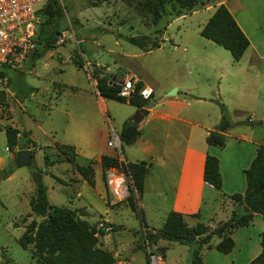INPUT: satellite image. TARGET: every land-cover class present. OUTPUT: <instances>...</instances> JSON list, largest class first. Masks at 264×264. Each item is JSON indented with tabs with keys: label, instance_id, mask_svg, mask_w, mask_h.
<instances>
[{
	"label": "rangeland",
	"instance_id": "1",
	"mask_svg": "<svg viewBox=\"0 0 264 264\" xmlns=\"http://www.w3.org/2000/svg\"><path fill=\"white\" fill-rule=\"evenodd\" d=\"M145 1L59 0V29L66 39L58 42L57 38L54 46L45 47L32 62L27 58L22 69L0 64V93H6L0 105V125L10 123L20 131L30 130L34 140L31 146L36 147L31 161L18 165L12 154L23 146V137L10 151L5 133L0 130V264L35 262L32 244L24 248L18 239L32 219L41 220L29 206L34 193L33 173L38 171L51 205L74 209L84 201L75 196L79 191L93 201L86 220L108 233L105 239L114 245L115 253L111 252L115 264H148L141 232L145 214L139 200L135 199V211L127 202L110 208L99 166L93 169L101 197L87 182L81 185L82 180L75 181V173L79 174L69 162L46 167L39 149L45 147L47 152L49 145H72L76 162L85 165L86 157L95 161L101 134L111 127L118 131L119 120L136 115L135 108L116 97H102L106 102L103 107L91 77L93 63L112 79L136 73L154 80L160 89L177 82L178 100L192 103L196 97L208 98L200 105L209 113L220 111V101L233 132L247 129L238 123L249 120L246 118L251 113L264 116V0H243L245 9L234 12L250 42L239 60L199 33L218 0H199L191 10L180 9L179 13V2L167 0L157 23L153 22L152 11L143 6ZM128 36L150 42L161 40L160 47L148 51L127 41ZM73 59L83 62L82 67L76 66ZM238 87L240 97L235 96ZM259 120L255 117L254 122ZM254 128L264 129V124H254ZM219 200L216 193L214 197L205 194L201 216L206 218ZM105 210L113 224L98 217ZM206 219L201 217L200 221L206 223ZM104 235L99 241L106 248ZM150 247L166 264H189L190 251L184 244L173 242L168 249L161 244Z\"/></svg>",
	"mask_w": 264,
	"mask_h": 264
},
{
	"label": "crops",
	"instance_id": "2",
	"mask_svg": "<svg viewBox=\"0 0 264 264\" xmlns=\"http://www.w3.org/2000/svg\"><path fill=\"white\" fill-rule=\"evenodd\" d=\"M220 3H223L229 9L237 24L244 32L243 27L239 24L234 14V12L241 13L245 9L244 1L218 0V4ZM254 52L258 55L255 50ZM255 73L258 74V72ZM135 75L139 77L142 85H147L152 89L150 97L140 107L146 109L147 112L137 122L139 135L133 143L126 145L125 149L122 147L120 154L115 149L107 146L106 142L109 132L106 131L104 135H100V141L96 145V152L93 156L96 161V165L93 168L95 166L100 167L101 185L106 192L107 198L106 204L110 208H116L118 205H123L126 202L130 179L122 172H118L116 182L111 186L107 185L106 170H103L100 165V157L102 155L118 156L126 162H146L148 171L145 174L143 191L138 200L145 214V216L143 215L142 225L147 230L155 231L161 227L169 211L183 214L189 226L201 222V217L207 218L204 224L208 225L210 229L227 220L233 211L242 212L244 210L243 205L233 200L231 196L235 193L242 195L245 191L244 171L254 158L257 146L264 144V129L254 128V124H257L254 122L255 117L262 120V126L264 124V116L254 112L251 113L246 119L254 122L252 126L239 122L238 124L245 125L247 129H239L235 132L229 130L225 134L226 139L223 146H212L206 142V137L209 131L216 128L221 112L213 111L209 113L203 109L200 104L208 98L196 97L192 103L178 100L177 94L180 87L177 82H170L167 86L160 89L154 80L145 76H139L136 73ZM172 89H176L177 91L174 95L175 97L169 94V91ZM184 89L190 91L188 88ZM96 92L98 94L97 90ZM239 92L240 88L238 87L235 91V96L240 97L241 94ZM183 93L186 94V92ZM98 97L104 105L106 103L104 98L99 94ZM16 102L18 103L17 100ZM149 102L152 104L146 106ZM125 103L129 104L128 102ZM131 106L136 110L138 109L134 105ZM103 107L105 108V105ZM127 120L133 121L132 118H122L118 122V131L113 128L117 134H119L122 124ZM7 125H10V123ZM7 125L1 124L0 126L4 127ZM27 131L29 132L27 139L31 141L29 145H33L34 140L30 134V130ZM31 148L35 150L36 147L31 146ZM47 148V152L45 151V147L39 148L42 149L43 156H48L49 163L46 164V167H51L61 162H68L64 160L63 155L59 153L54 144L47 146ZM73 149L75 151L74 147ZM207 154L214 155L218 159L221 176L220 189H215L203 179L204 163ZM86 158L88 162L91 159L89 157ZM54 159H58L59 161L51 164L50 162ZM75 176L76 182L82 180L81 185L86 182L80 175L78 176L75 173ZM93 177V191L97 195H100V190L97 189L96 175H93ZM215 193L219 196L220 200L212 207L205 218L201 216L205 194H211L214 197ZM75 196L79 199H84L82 204L74 209H81L85 213L81 217L86 219V216L89 214V207L93 205V201L88 197H83L81 191L76 192ZM105 213H107V210L99 213L98 217L103 218L109 224H113L114 222ZM263 229L264 221L262 215L254 213L247 225L235 228L232 231L231 237L234 241V246L231 251L224 254L215 249L214 245L219 241V238L213 236L210 240L211 246L205 245L201 249V264H250L261 252L260 233ZM107 236L108 233L103 236L106 248L114 251V245L111 244L110 246L107 244V239H105ZM158 244L168 249L173 245V242L160 240ZM164 262L166 264L165 259Z\"/></svg>",
	"mask_w": 264,
	"mask_h": 264
},
{
	"label": "trees",
	"instance_id": "3",
	"mask_svg": "<svg viewBox=\"0 0 264 264\" xmlns=\"http://www.w3.org/2000/svg\"><path fill=\"white\" fill-rule=\"evenodd\" d=\"M167 0H147L144 7L152 11L153 22L157 23L162 13L165 11ZM172 1V0H168ZM179 2L180 9L191 10L198 4L199 0H173ZM41 22L35 34L36 48L30 55L29 61L41 56L43 49L54 46L53 39L59 29V20L62 17V8L59 0H47L40 10ZM181 15V14H178ZM200 35L211 40L215 44L228 50L234 60H239L249 46V40L243 30L237 24L229 9L223 4H218L213 13L199 31ZM126 40L146 50L160 47V41H148L143 37L128 36ZM81 51L82 48L80 47ZM76 66L82 67L83 62L73 59ZM1 74V73H0ZM91 77L95 80V87L101 97L120 98L138 108L142 107L147 100L133 94L130 98L117 96L119 85H113L112 76L104 73L95 63L92 65ZM142 84H139L141 87ZM221 116L214 130L209 131L206 142L212 146L221 147L225 143L226 133L231 123L225 115V107L220 101ZM3 103H0V105ZM6 137L7 148H13L19 144L20 135L23 137L22 149L31 150V161L34 150L31 148L30 140L27 139L29 132L7 125L0 126ZM20 134V135H18ZM121 141V152L123 144L133 143L139 135L138 123L131 120L125 121L119 131ZM64 160L71 163L79 175L91 186L94 185L93 163L90 160L87 164H78L75 160L77 155L73 147L67 144L56 145ZM17 152H13V160L16 161ZM44 165L49 163L48 156L44 155ZM58 159L50 163L58 162ZM100 165L103 170L110 167L117 168L130 178L128 195L126 202L131 210H136L135 199H139L143 191V181L148 171L146 162H126L118 156L102 155ZM10 171L6 173L9 174ZM4 174V177L7 174ZM246 187L244 193H235L231 198L240 202L244 210L242 212L233 211L230 217L221 222L215 228L198 222L189 226L183 214L176 211H169L161 225L155 231L148 230L146 238L150 245H156L160 240H168L184 244L189 248V264H201V249L203 246H211L210 240L217 236L219 241L214 245L220 253H228L234 246L231 233L235 228L247 225L254 213H260L264 221V144L256 148V153L248 168L244 171ZM203 179L215 189L221 188V176L219 173L218 159L211 154H207L204 163ZM34 193L29 200L30 211L41 217L40 221L32 219L19 237L20 245L26 248L32 244L31 256L35 259L34 264H115V257L112 252L103 247L99 241V236L104 235L103 229H96L94 225L86 219L81 218L85 213L81 209H71L66 206L51 205L47 198L46 186L41 179L40 172L33 173ZM137 195V198H136ZM261 252L250 264H264V229L260 233Z\"/></svg>",
	"mask_w": 264,
	"mask_h": 264
},
{
	"label": "built area",
	"instance_id": "4",
	"mask_svg": "<svg viewBox=\"0 0 264 264\" xmlns=\"http://www.w3.org/2000/svg\"><path fill=\"white\" fill-rule=\"evenodd\" d=\"M46 1L0 0V64L17 69L24 68L25 60L30 57L36 48L35 34L41 22L40 10ZM57 38L58 42H63L66 36L59 34ZM112 80L119 85L117 91L119 97L128 99L137 93L147 100L151 95L152 89L149 86L142 85L139 87L141 81L135 74ZM106 144L121 154V141L113 127L109 131ZM121 160L125 161L124 159ZM118 172L122 171L114 167L106 169L107 185L111 186L116 182ZM147 231L146 227L142 225L141 232L146 247L148 264H165L163 257L151 249V245L146 238Z\"/></svg>",
	"mask_w": 264,
	"mask_h": 264
},
{
	"label": "water",
	"instance_id": "5",
	"mask_svg": "<svg viewBox=\"0 0 264 264\" xmlns=\"http://www.w3.org/2000/svg\"><path fill=\"white\" fill-rule=\"evenodd\" d=\"M59 35V33L57 32L54 39H53V43L56 42L57 40V36ZM119 83V81H118ZM117 83H113V85H116ZM177 93L176 89H172L171 91H169V94L170 95H175ZM5 92H1L0 93V103H3L4 100H5ZM149 104L151 105L152 103H147L146 106H149ZM136 115L134 117H132V120L133 122L137 123L139 121V119L146 114V109L144 108H138L136 110ZM243 124L245 125H248V126H252L254 124L253 121L251 120H245V121H242ZM257 124L261 125L262 124V120H259L256 122ZM31 158V150L30 149H22V150H19L16 154V163L18 165H25L26 163H28V161L30 160Z\"/></svg>",
	"mask_w": 264,
	"mask_h": 264
}]
</instances>
